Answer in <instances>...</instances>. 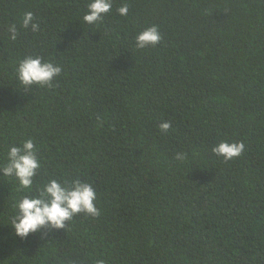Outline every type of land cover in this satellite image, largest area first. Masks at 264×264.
<instances>
[{
	"label": "trees",
	"instance_id": "trees-1",
	"mask_svg": "<svg viewBox=\"0 0 264 264\" xmlns=\"http://www.w3.org/2000/svg\"><path fill=\"white\" fill-rule=\"evenodd\" d=\"M88 2L0 0V165L29 138L41 161L27 192L0 174V264H264V0H112L95 25ZM37 55L62 72L25 89ZM53 178L91 183L100 214L15 236V200Z\"/></svg>",
	"mask_w": 264,
	"mask_h": 264
},
{
	"label": "clouds",
	"instance_id": "clouds-1",
	"mask_svg": "<svg viewBox=\"0 0 264 264\" xmlns=\"http://www.w3.org/2000/svg\"><path fill=\"white\" fill-rule=\"evenodd\" d=\"M112 8V0H89L87 11L82 20L88 25H95L101 21L105 14ZM128 4L124 3L117 9L120 16L128 14ZM23 28L31 27L36 31L39 25L34 22L31 12L23 16ZM8 38L15 41L18 35L16 24H10ZM161 41L158 26L151 25L144 28L135 36V47L144 49L155 46ZM16 77L25 89L36 86H51L53 80L58 77L62 68L51 60H45L41 56H27L20 59L15 67ZM168 122H162L160 128L167 131ZM244 151L242 142L221 141L212 148V152L225 160H231ZM183 159V154L178 155ZM41 167V161L37 154V148L31 138L19 144H13L8 148L6 160L0 165V174L11 179L18 191L27 192L33 188L37 171ZM97 192L93 185L79 179L65 181L62 179H49L42 187L36 189L35 195H22L15 200V213L12 215L9 225L15 236L26 238L45 227L52 229H65L68 223L77 214L84 213L91 217L100 214L96 206ZM97 264H104L98 260Z\"/></svg>",
	"mask_w": 264,
	"mask_h": 264
}]
</instances>
